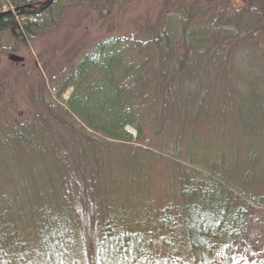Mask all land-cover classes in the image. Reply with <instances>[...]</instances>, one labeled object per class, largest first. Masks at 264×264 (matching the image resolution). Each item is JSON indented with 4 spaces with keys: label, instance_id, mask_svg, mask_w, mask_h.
I'll return each mask as SVG.
<instances>
[{
    "label": "trees",
    "instance_id": "trees-1",
    "mask_svg": "<svg viewBox=\"0 0 264 264\" xmlns=\"http://www.w3.org/2000/svg\"><path fill=\"white\" fill-rule=\"evenodd\" d=\"M130 2L0 0V14L24 11L0 16V174L31 160L51 186L30 190L29 200L48 205L31 231L20 225V199L0 184L1 263L233 264L239 255L262 264L264 246L248 235L254 222L264 227V0L183 3L131 37L103 36L77 60L65 49L89 13L110 26ZM63 32L59 47L47 45ZM37 43L40 68L30 58ZM95 86L112 108L99 119L82 109ZM203 134L245 138L256 150L249 170L228 177L222 167L200 173L180 163L185 141ZM163 135L179 162V204L162 205L146 231L131 230L109 213L124 209L108 198L99 161L161 145Z\"/></svg>",
    "mask_w": 264,
    "mask_h": 264
},
{
    "label": "rangeland",
    "instance_id": "rangeland-1",
    "mask_svg": "<svg viewBox=\"0 0 264 264\" xmlns=\"http://www.w3.org/2000/svg\"><path fill=\"white\" fill-rule=\"evenodd\" d=\"M236 1L237 3L241 2V0ZM218 2L220 0H131L128 9L120 12L124 14L110 26L99 27L96 20L91 23L90 21L93 19L90 17L93 14L89 13L79 26L71 30L70 40L66 43L65 49L72 47V55L77 60L81 57L85 47H88L92 42L101 40L103 36L127 35L131 37L139 31L144 23H153L157 16L160 13H165L166 10L168 13L175 12L183 3L207 7L216 6ZM6 10L8 9L4 11ZM63 34L64 32L49 37L47 45H58L59 47ZM44 47L45 44L37 43L35 47L30 48V58L34 60L38 68H40V64L36 55ZM58 56L59 52L56 57ZM93 89L95 91L90 94L89 101L82 105L83 111L89 114L92 107L97 119L104 114L109 116V111H112V108L101 104L103 98L98 95L100 87L95 86ZM70 95L71 90L64 95L63 99L67 101ZM126 130L132 132L133 138L136 137V133L131 127H126ZM160 141L161 145L149 149L140 146L142 151L138 153L113 152L99 161V164L102 165L103 187L108 198L115 206H122L124 209L121 215L111 211L109 213L131 230L146 231L162 205L178 206L179 204L178 176H175L172 167L173 163L179 162L170 157V149L174 148L166 143L164 135L161 136ZM184 146L185 155L180 163L200 173H206L213 168L221 171L220 167H222L228 177L232 173L229 172L230 169L245 174L249 170V156L256 151L252 146H246L243 137H219L209 134L194 135L185 141ZM185 157L192 159V165L185 164L188 160ZM43 176L44 172L41 166L31 160L19 161L12 171L0 174V184L9 183V190L20 199V225L27 229L31 228V231L34 225L31 221L36 212L42 207H48L40 199L29 200L32 189L41 190L43 193L44 188L50 191V185L44 186L46 180L42 179ZM254 195H260V190L256 191ZM185 204L188 205L187 202ZM182 209L186 210V208ZM62 230L60 229V233ZM248 240L257 248L264 246V227L260 223L254 222L251 225ZM1 262L0 260V264H2ZM233 264H244V260L236 255ZM262 264H264V260Z\"/></svg>",
    "mask_w": 264,
    "mask_h": 264
},
{
    "label": "water",
    "instance_id": "water-1",
    "mask_svg": "<svg viewBox=\"0 0 264 264\" xmlns=\"http://www.w3.org/2000/svg\"><path fill=\"white\" fill-rule=\"evenodd\" d=\"M14 12H17V10H14ZM7 14H12V12L8 11ZM10 60L15 61V62L21 61L20 58H17V57H14V56H11Z\"/></svg>",
    "mask_w": 264,
    "mask_h": 264
}]
</instances>
